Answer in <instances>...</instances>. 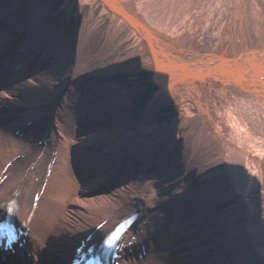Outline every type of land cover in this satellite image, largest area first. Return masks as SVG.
<instances>
[{
	"label": "bare ground",
	"instance_id": "bare-ground-1",
	"mask_svg": "<svg viewBox=\"0 0 264 264\" xmlns=\"http://www.w3.org/2000/svg\"><path fill=\"white\" fill-rule=\"evenodd\" d=\"M79 1L103 3L115 20L102 44H86L82 30L72 44V8L0 0V122L24 133L0 126V201L18 193L28 223L44 190L28 225L31 264H58L52 252L135 210V249L147 252L134 264H264L260 0ZM127 26L131 49L101 62ZM139 69L159 87L146 100L132 74ZM168 102L182 105L181 118L165 115ZM190 122L198 126L188 141L179 129ZM67 160L80 168L70 172ZM93 179L110 186L91 189Z\"/></svg>",
	"mask_w": 264,
	"mask_h": 264
},
{
	"label": "rangeland",
	"instance_id": "rangeland-1",
	"mask_svg": "<svg viewBox=\"0 0 264 264\" xmlns=\"http://www.w3.org/2000/svg\"><path fill=\"white\" fill-rule=\"evenodd\" d=\"M54 2L55 7L62 8L64 7L66 10L67 8H72V14H71V20L68 21L69 24V31L66 32L69 38L72 39L73 43L76 44L77 37L80 33V31H83V34H85V41L86 44H90L91 42L102 44L108 34H110L113 31V24L115 22L114 19L110 17L109 14L102 12L103 3H99L98 5H91L90 3H81L79 0H51ZM260 4L262 5L264 9V0H260ZM88 37H96L93 38L94 40L89 42ZM123 38V39H122ZM88 39V40H87ZM120 39H122L121 43ZM134 39L131 35V29L127 26V28H123L121 31L118 32L117 37H115L114 40H112L114 43L117 44L116 48H114V51L108 50L103 57L100 58L101 62L106 61H113V59L123 56L126 54L125 51H128L131 49V47L134 44ZM85 44V45H86ZM74 46V45H73ZM146 60H149L148 57H146ZM134 75V78L136 80V83L138 86L141 87V89L144 90V100H146V96H153V94L157 91L159 88L156 82L153 80L152 73L148 70H142L139 69L132 73ZM129 80H131L129 78ZM138 97V96H137ZM169 105L166 106L168 108L167 110V116L174 117L177 115L178 118H181L180 112L182 105L175 104L173 102H168ZM161 110H158L160 112ZM198 124L195 122L186 123L185 126H183L181 129H179V134L181 132L183 134H187L188 141H190L195 129L197 128ZM190 134V135H189ZM71 154V153H70ZM68 164H71L69 160H67ZM70 166V165H69ZM69 171H71L70 167ZM213 169H215V172H220L222 169V165L220 163L214 164ZM221 173V172H220ZM218 174V173H217ZM244 206V205H243Z\"/></svg>",
	"mask_w": 264,
	"mask_h": 264
}]
</instances>
